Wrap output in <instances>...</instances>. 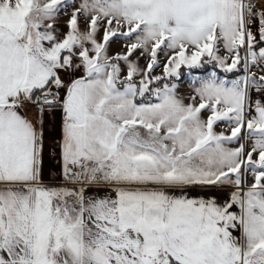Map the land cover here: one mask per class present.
<instances>
[{
  "label": "snow or ice",
  "instance_id": "6c2138e0",
  "mask_svg": "<svg viewBox=\"0 0 264 264\" xmlns=\"http://www.w3.org/2000/svg\"><path fill=\"white\" fill-rule=\"evenodd\" d=\"M254 93L264 0H0V264H264Z\"/></svg>",
  "mask_w": 264,
  "mask_h": 264
},
{
  "label": "crops",
  "instance_id": "0c3cea01",
  "mask_svg": "<svg viewBox=\"0 0 264 264\" xmlns=\"http://www.w3.org/2000/svg\"><path fill=\"white\" fill-rule=\"evenodd\" d=\"M253 98H261L264 99V97H258L257 94H253ZM32 112H29V119L32 118ZM59 124L60 120L58 116L52 115L47 118L46 123V129L45 134L48 137L47 140V149L51 150L53 148L54 141L59 138ZM44 174L48 178L49 181H55L57 178V172L59 169V164L57 161V155L54 150L52 151H46L44 156Z\"/></svg>",
  "mask_w": 264,
  "mask_h": 264
},
{
  "label": "rangeland",
  "instance_id": "374dc122",
  "mask_svg": "<svg viewBox=\"0 0 264 264\" xmlns=\"http://www.w3.org/2000/svg\"><path fill=\"white\" fill-rule=\"evenodd\" d=\"M119 45H113V50L116 51L119 49ZM186 72L185 75L182 77V82L178 89V95L184 98L185 103H188L187 97L192 93V85L190 83L192 77L187 74V70L184 69ZM202 71V70H201ZM203 72L195 73L193 75H202ZM218 132L225 131V128L223 126H218L216 129Z\"/></svg>",
  "mask_w": 264,
  "mask_h": 264
},
{
  "label": "trees",
  "instance_id": "16d2710c",
  "mask_svg": "<svg viewBox=\"0 0 264 264\" xmlns=\"http://www.w3.org/2000/svg\"><path fill=\"white\" fill-rule=\"evenodd\" d=\"M182 72H186L184 69H182ZM199 72H203L204 73V70H193V74L195 73H199Z\"/></svg>",
  "mask_w": 264,
  "mask_h": 264
}]
</instances>
